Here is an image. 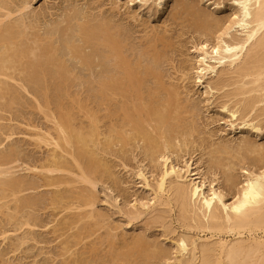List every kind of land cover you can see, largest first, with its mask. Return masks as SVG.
<instances>
[{"label":"rangeland","instance_id":"374dc122","mask_svg":"<svg viewBox=\"0 0 264 264\" xmlns=\"http://www.w3.org/2000/svg\"><path fill=\"white\" fill-rule=\"evenodd\" d=\"M11 1L9 5L14 16L6 23L17 25L16 30L21 34L15 33L9 42L0 39V74L2 66H6L2 70L6 74L0 75V80L11 88L0 91V154L15 151V155L13 163L0 165V172H12L8 175L0 173V181L20 178L41 186L27 188L19 194L10 189L0 190V264H102L111 261L113 254L114 260L116 256L121 259L120 254L132 248V239L137 236L145 238L150 245L147 252L152 255L150 259L146 255L137 258L139 264H179V259L189 258V253L184 258L178 253L177 241L184 230L179 226L178 211L175 214L177 220L170 213V228L152 222L148 212L141 213L145 209L144 203L153 202L154 188L162 176L165 158L160 157L154 165L147 158L145 147L139 144L131 148L118 144L104 152L112 121L105 116L106 105L98 85L106 75L113 73V62L107 59L102 64L99 47H86L77 22L96 25L106 20L117 27L120 25L127 40L125 53L136 65L140 60L143 64L148 63L144 53L149 51L146 49L153 44L156 34L162 33L170 39L171 46L158 68L167 84L180 93L176 108L166 114L169 122L164 124L179 126L172 131L175 146L170 151L171 161L182 169L189 184L193 181L204 183L206 193L213 188L222 191L225 201L231 203L245 182L247 167H256V154L248 152L243 144L245 138L264 143V116L252 121L262 127L260 132L242 125L240 113L238 117H232L229 108L244 97L236 96L242 85L237 82V75L216 76L215 81L220 83L214 82L213 88L209 87L211 78L199 77L202 76L201 43L208 41L213 47L218 37L196 26L186 11L182 10L178 18H174V14L180 3H193L209 14L221 15L228 25L236 19L235 1L164 0L159 6L158 0H29V7L24 11L20 10L24 8L23 0ZM219 2H222L221 6L216 8ZM235 30L232 29L238 34L241 31ZM69 42L84 47L85 53L91 56L92 67L84 60L72 57ZM51 44L53 49L47 47ZM17 48H23L24 52L14 56ZM53 53L69 69L68 81L61 87L53 78L59 68L46 69L50 84L47 99L42 91L44 83L30 81L33 69L27 62L39 55ZM147 85L157 87L154 79ZM165 97L166 93L159 91L158 98ZM119 102L113 104V109L117 110ZM61 112L71 114L73 126L90 132V135L93 119L96 121L98 132H93L96 142H91V146L105 155L114 175L101 172L96 176L93 173L95 188L77 177L75 173L79 170L67 153L75 173H60L68 178L61 186L45 185L42 173L28 168L40 169L51 159L54 145L40 143L36 138L38 135L58 138ZM225 145L234 148V156L224 152L221 159L218 151ZM66 146L71 148V145ZM79 147V144H73L71 149L77 151ZM189 164L192 165L191 174L187 172ZM231 173L237 180L233 189L227 180ZM89 190L95 194L94 207L89 205ZM56 192L67 193L68 198L55 201ZM17 198L33 203L17 208L20 205ZM92 210L95 213L90 217ZM128 213L141 215L130 219ZM28 221L32 226L26 224ZM159 248L162 254L155 253Z\"/></svg>","mask_w":264,"mask_h":264},{"label":"bare ground","instance_id":"6f19581e","mask_svg":"<svg viewBox=\"0 0 264 264\" xmlns=\"http://www.w3.org/2000/svg\"><path fill=\"white\" fill-rule=\"evenodd\" d=\"M234 1L237 4L236 19H232L228 25L224 23L221 15L209 14L193 3H180L181 6L176 10L174 18H178L182 10L186 11L196 26L218 37L213 47L208 41L201 43L199 56L202 76L199 77L211 78L208 82L209 87L213 88L214 82L220 83L219 80L215 81L216 76L237 75L239 78L237 82L242 85L238 87L236 96L244 97L237 99L232 108L229 106L227 108L231 110L234 118L241 114L242 125L260 132L262 127L252 121L264 116V0ZM10 2L12 3L11 0H0V39L4 42H9V38L15 33L21 34L16 30L17 25L6 23L14 16ZM163 2L164 0H158L159 6L163 5ZM22 3L24 8L20 10L24 11L29 7V0H23ZM221 3H216L215 7H220ZM100 22L96 25L77 22V25L86 47L95 45L99 47L98 51L103 57L102 64H105L107 59H112L113 62V73L106 75L98 85L102 101L106 105L105 116L112 121L104 152H108L118 144L129 148L139 144L145 147L147 158L154 165L160 157L165 158L162 176L154 188L153 202L144 203L145 209L141 213L148 212L152 222L162 223L164 227L170 228L169 218L172 215L176 219L175 214L179 212V226L184 230L177 241L178 253H181L183 258L187 253L190 254L186 260L179 259V264H264V143L244 139V148L256 154V167H247L249 170L245 182L238 189L237 198L231 203L225 201L222 191L213 188L210 193H206L203 190L204 183L193 181L189 184L188 177L170 157L174 145L172 131L179 126L173 123L164 125L170 120L166 114L176 108V100L180 94L178 90L167 84L158 68L168 47L171 46L170 39L162 33L156 34L153 44L146 49L149 51L144 53L148 56V63L143 64L140 60L136 65L125 53L127 40L121 31V26L117 24V27L115 23L106 20ZM232 29H236L235 32L241 31L238 34ZM35 46L39 47L38 44ZM68 46L71 48L72 57L80 61L84 60V63L92 67L91 56L85 53L83 46H76L71 42ZM47 47L54 48L52 44ZM22 49L17 48L14 56L22 54L24 52ZM28 62L27 64L33 69L30 81L44 83L42 91L47 99H49L50 84L47 81L46 69L59 68L53 78L61 87L63 82L68 81L69 69L54 53L39 55ZM5 67L2 66L0 75L6 74L2 71ZM50 74L52 75L51 72ZM152 79L156 81L157 87L147 85ZM4 84L8 85L0 80V91H9L11 88ZM159 91L166 93V97L160 100ZM115 102H119L117 110L112 107ZM60 115L62 122L58 124V138L52 136V139H49L43 135H38L36 138L40 143L54 145L51 159L40 169L28 168L39 170L44 177L45 185L61 186L68 182V178L65 179L60 173H75L71 170L73 161L74 166L79 170V173H75L77 177L95 188L93 173L96 176L101 172L114 175L105 155L101 154L100 149L91 146V142H96L93 139V132H98L96 121L93 119L94 128L90 135V132L84 129L78 130L73 126L71 114L61 112ZM67 144L71 145V148L73 144H79L80 147L75 151L68 149ZM233 149L228 145L221 148L218 151L221 159L224 152L234 156ZM14 152L1 153L0 165L13 163ZM66 153L70 154L71 162L66 157ZM191 167L192 165L189 164L187 172L190 174ZM0 173L12 174L10 170ZM141 174L148 181L147 176L143 172ZM227 180L231 189L237 186L233 173L229 174ZM147 185L149 186L150 183ZM40 186L39 183H28L20 178L0 181L1 191L10 189L14 194ZM92 191H88L87 197L89 205L94 207L95 194ZM60 198H68L67 193L56 192L54 200L60 202ZM19 200L20 205L17 208L30 206L33 203L32 200L17 198V201ZM94 213L95 211L92 210L89 216L93 217ZM128 214L130 219L139 218L141 215ZM26 224L32 226L31 221ZM144 239L142 236L133 238L132 248L130 249V246L128 252L121 253V259L116 256L117 259L114 260L113 254L111 261L102 264H139L136 260L143 255L150 259L152 255L147 252L150 245ZM155 253L162 254V249L159 248Z\"/></svg>","mask_w":264,"mask_h":264}]
</instances>
